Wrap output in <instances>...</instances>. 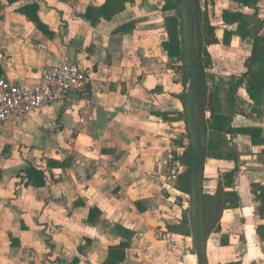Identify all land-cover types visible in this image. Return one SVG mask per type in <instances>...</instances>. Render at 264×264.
<instances>
[{
  "label": "crops",
  "instance_id": "1",
  "mask_svg": "<svg viewBox=\"0 0 264 264\" xmlns=\"http://www.w3.org/2000/svg\"><path fill=\"white\" fill-rule=\"evenodd\" d=\"M105 1L0 0V79L36 86L41 68L64 64L88 79L62 101L0 124V264H104L120 245L125 257L116 264H197L183 224L190 195L172 184L184 172L175 156L189 141L179 97L187 86L161 46L170 13L162 11L163 0H132L109 20L86 19L88 8ZM216 1L222 5L212 25L224 31L222 10L240 9ZM215 37L218 43L207 47V84L224 92L245 72L247 57L239 72H228L211 52L224 55L233 42L243 51L248 43L232 36L225 46L223 33ZM214 73L228 77L226 84L210 82ZM232 124L260 125L241 113ZM232 146L238 162L258 148L244 135H235ZM30 168L43 174L44 186L26 178ZM234 168L206 159L203 188L214 193ZM245 178L239 172L234 179L240 207L222 213L206 246L229 250L236 239V249L207 264H264L250 192L260 180Z\"/></svg>",
  "mask_w": 264,
  "mask_h": 264
},
{
  "label": "trees",
  "instance_id": "2",
  "mask_svg": "<svg viewBox=\"0 0 264 264\" xmlns=\"http://www.w3.org/2000/svg\"><path fill=\"white\" fill-rule=\"evenodd\" d=\"M131 1L106 0L98 9L88 8L85 17L88 20L96 16L109 20L124 9L125 3ZM224 1L236 3L240 10H222L221 23L225 27L223 45L228 46L232 36L251 44L249 56L244 61L245 72L234 78L224 91L226 109L223 108L222 90L210 88L207 84L206 71L211 64L207 47L218 43L214 33L216 28L211 24L208 12L202 11L200 0H163L162 5V11L170 15L164 19L167 39L161 46L166 55L178 64L174 69L182 78V84L187 86L179 97L184 107L180 118L184 120L189 144L181 146L182 154L175 156L184 172L172 184L178 191L190 195V208L184 214L183 224L187 226L186 234L192 238L191 254L197 264H207V241L212 234L220 231L222 213L240 207V198L233 189L238 154L231 140L235 135H244L253 147L264 146V36L253 28L243 13L244 9H254L258 1ZM256 11L257 8L254 9ZM36 26L43 30L37 21ZM229 27L235 28L228 30ZM240 89L245 92L250 111L261 120V125L233 127V119L238 115L235 96ZM208 132L215 133L216 140L208 141ZM206 159L228 160L235 164L234 170L222 176L214 193H209L202 186ZM24 174L28 179L39 178L38 186L45 185L40 171L30 168ZM250 192L257 203L255 215L261 223L256 225L255 233L264 257V180L252 183ZM124 249V245L110 248L104 264L123 261Z\"/></svg>",
  "mask_w": 264,
  "mask_h": 264
},
{
  "label": "rangeland",
  "instance_id": "3",
  "mask_svg": "<svg viewBox=\"0 0 264 264\" xmlns=\"http://www.w3.org/2000/svg\"><path fill=\"white\" fill-rule=\"evenodd\" d=\"M200 5L202 8V11L206 10V12H208L210 19H212V22L214 21L215 16H217L216 13H214L215 11H217V9H219V7L221 8V3L219 1L216 0H200ZM211 8V11H210ZM213 8V9H212ZM257 8V12H254V9ZM254 9H244V11H246V17L249 21H251V23L253 24V28H255V30L257 31H262V29H264V0H261L260 4H258ZM216 28V26H214ZM222 29L220 28H216L215 29V35L218 34L219 36L222 35L223 31H221ZM234 47H231L226 54L221 55V51L217 50L215 51V49L212 50V56L213 59L218 60L220 62H222L224 64V66H226L225 68L228 70V72H239L240 70H238V67L241 65V62L243 61V58H246L249 56V51H250V46L251 44L248 43V45L244 46V50L240 51L238 49H236L237 45L233 42L232 43ZM216 54V55H215ZM216 64H218V62L216 61ZM215 74V73H214ZM216 73L215 75H213V78L210 79L209 81L217 84L218 86H223L224 84H226V81L228 77H221ZM211 88H218L221 90L220 87H215L213 84H211ZM225 93L221 91V95H222V101H223V108L226 109V99L225 96H223ZM236 97V104H235V110L238 112V114H244L245 116H250L252 118V120H256L259 122V124L261 125V120L257 119L256 116L250 111V103L249 101L246 102V96H241L240 93L235 96ZM248 104H246V103ZM207 140H216V135L213 132H208L207 133ZM232 141V140H231ZM239 165L237 168V173L238 174L240 172V176H242V178L244 179L245 177L251 181L253 180H260L263 181L264 180V146H260L258 148H254L251 151H247L246 154H244L243 157H241V159H239ZM223 176V175H222ZM221 176V177H222ZM245 178V179H246ZM255 204L253 205V207L255 208L257 206L256 201L254 200ZM232 236L236 235L233 231H230V233ZM234 241V242H233ZM233 242V243H232ZM232 246H230L231 248L229 250L232 249H236L234 243L238 242L236 239L232 240ZM211 244V243H210ZM228 249L226 250H219L215 247H212V245L208 246V251H207V247H206V254L208 256V260H210V262L214 261L216 263V259H226L229 251ZM238 252V251H237ZM237 257H239L238 255L240 254L239 252L236 254V252L234 253ZM229 259V258H227ZM233 260V259H230ZM228 260V261H230ZM233 264V263H231Z\"/></svg>",
  "mask_w": 264,
  "mask_h": 264
},
{
  "label": "built area",
  "instance_id": "4",
  "mask_svg": "<svg viewBox=\"0 0 264 264\" xmlns=\"http://www.w3.org/2000/svg\"><path fill=\"white\" fill-rule=\"evenodd\" d=\"M87 81L86 75L74 64L41 68L36 86L0 79V124L60 102L68 93L82 90Z\"/></svg>",
  "mask_w": 264,
  "mask_h": 264
}]
</instances>
